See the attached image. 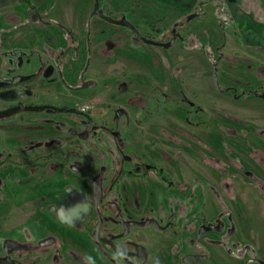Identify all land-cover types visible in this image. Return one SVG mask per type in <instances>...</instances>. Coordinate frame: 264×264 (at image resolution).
Returning <instances> with one entry per match:
<instances>
[{"label": "flooded vegetation", "instance_id": "af4514ba", "mask_svg": "<svg viewBox=\"0 0 264 264\" xmlns=\"http://www.w3.org/2000/svg\"><path fill=\"white\" fill-rule=\"evenodd\" d=\"M93 2L91 18L130 31V41L135 45L170 50L180 42L186 49L178 24L171 30L169 41L158 42L145 35V26L137 19L110 16L101 8V0L99 9L105 18L93 15L96 0ZM11 6L21 10L5 21L7 25L20 23L22 35L0 34L2 46L5 43L6 47L0 53V72L17 67V76L5 79L9 82L0 86V101L6 103L0 112L18 106L23 110L0 122L22 115L25 123L21 126L18 154L11 153L5 139L0 147V232L9 236L2 243L0 259L15 264H264V206L254 205L251 210L247 204L253 197L264 205V177L260 173L264 171L263 159L252 163L249 159L250 163H246L236 152L238 146L225 152V160L221 161L217 150L204 154L198 135V146L187 145L186 128L202 129L201 121L197 119L193 124L187 114L177 115L171 126L155 122L154 114L126 116L118 112L109 118L96 114L92 107H74V97L82 91L89 93L82 101L109 100L111 104L118 95L127 93L128 103L144 100L143 95L139 99V90H132L125 83L116 92L105 86L103 100L84 83L68 88L74 100L54 101L56 94H51L44 84H52L59 77L63 80V69L71 70L75 63L71 57L77 60L80 54L82 58L84 55L82 64L87 66L84 76L92 73L94 55L99 54L95 46L102 41H91L92 32L80 39L65 25L44 17L31 0H15L2 9ZM192 16L195 19L196 15ZM192 16L187 20L192 21ZM123 17L133 29L111 22ZM54 28L63 33L64 41L84 44L79 43L72 55L68 49L59 55V42L53 48L48 44L40 48L30 40L35 41L36 33L43 29ZM147 29L151 30L149 25ZM174 38L169 49L145 43L168 44ZM223 58V54L218 55L212 65L215 77ZM245 70L241 91L228 86L219 92L232 93L236 99L247 95L264 99L258 86L246 83L251 68ZM92 82L88 80L89 84ZM13 93L17 99L10 101ZM179 95L180 102L195 105L183 92ZM49 96H53V101ZM29 108L42 110H25ZM201 113L202 108L196 115ZM29 116L36 118L28 119ZM139 123L143 133L135 129ZM103 135H110L115 146L105 145ZM95 136L97 145H92ZM172 137L178 138L180 145L173 143ZM10 167L28 176L19 200L3 188L1 172ZM60 170L65 177H54ZM250 188L258 191V197L248 192Z\"/></svg>", "mask_w": 264, "mask_h": 264}, {"label": "rangeland", "instance_id": "374dc122", "mask_svg": "<svg viewBox=\"0 0 264 264\" xmlns=\"http://www.w3.org/2000/svg\"><path fill=\"white\" fill-rule=\"evenodd\" d=\"M31 2L44 17L65 25L79 35L80 39L86 38L87 33L92 32L91 41L95 44L102 41L95 46L99 56L94 55L95 63L90 70L92 73L84 76L87 66L82 64L84 55L82 58L80 54L77 60L71 57V61L75 62L72 63L71 70L63 69V80L59 77L52 84L44 82V86L48 87L47 90L51 91V94L55 93L59 100L54 98V101L62 103L76 99L74 107L79 109L92 107L96 114L102 113L109 118L118 112L126 116L154 114L155 122L160 121L158 123L161 125L166 123L171 126L176 122L177 115L187 114L191 123L195 124L197 119L202 123V129L199 130L186 128L187 145L198 146L195 140V136L198 135L203 146L199 147L205 155L217 150L222 161L225 160L223 156L225 152L240 146V151L236 150V152L244 157L246 163H250L249 159L251 163L261 159L264 162L262 138L264 99L248 95L236 99L232 93L219 92L228 86L241 91L244 86L242 83L245 81V69L249 67L251 71L246 75V83H250L251 87L258 86L257 90L264 93V80H260V77L264 76V53L261 52L264 51L261 49L264 48V0H101V8L110 16L120 18L125 15L130 19H137L141 26H145L143 29L145 35L158 42L169 41L171 30L175 24H178L179 33L186 39L184 43L186 49L177 42L170 50L135 45L130 41L132 39L130 31L92 19L93 0H31ZM12 7L0 10V28L7 27V30L12 28L10 25L7 26L5 21L9 16L18 13L15 9L8 10ZM192 15H196L195 19L188 21V17ZM148 25L151 30L147 29ZM46 30L36 33L35 41L34 38H30L33 44L37 43L40 48L43 45L53 48L55 42H59L57 45L59 55L67 49L71 54L79 43L84 44L64 41L63 33L57 28ZM108 38H111V41ZM224 43L225 45L222 46ZM21 46L24 47V44ZM217 50L219 53L216 52ZM253 50L261 51L256 53ZM222 54L224 58L218 66L219 75L215 77L212 65L217 61L218 55ZM12 75V72H0V86L9 82L5 79L11 80L14 77ZM88 78L94 82L89 84ZM13 81L16 82L15 78ZM84 83L94 88L97 97H101L102 100L105 99L106 88L114 89L116 92L122 83L127 84L132 90H139V99L143 95L144 100L128 103L125 99L129 98L130 94L127 93L118 95L111 104L109 100L82 101V98L89 96L87 91L78 92L73 99L68 88L82 86ZM11 88L13 89V86ZM153 88H157L154 93ZM181 92L192 99L195 105L191 107L180 102ZM1 93L4 95L3 92ZM17 96L13 93L9 98L10 101ZM49 98L53 101V96ZM170 98L175 100L171 101ZM5 105L6 103L0 101V109L6 107ZM200 108L202 113L196 115ZM29 117L28 119L36 118V116ZM23 119L24 116L18 115L0 122V147L3 146L2 141L5 139L8 143L5 146L11 148L13 154L19 153L21 126L25 123ZM27 123L31 124L35 121H27ZM141 125L140 123L135 125V129L143 133ZM172 129L175 131V128ZM145 136L148 141L147 133ZM103 137L106 138L105 145L115 146L116 142L110 135ZM97 140L95 136L92 145H97ZM172 142L179 144L178 138L172 137ZM245 151L248 154H245ZM260 173L264 177V171L260 170ZM56 174L54 177L60 179L65 177L62 170ZM1 178L7 194L14 195L19 200L21 186L26 183L28 176L21 170L10 167L5 171L2 170ZM246 183L248 184L249 181L246 180ZM238 184L239 182L236 181L235 185ZM248 192L258 197V191L254 188H250ZM255 200L249 197L248 208L255 209L254 205L258 206V204L264 206ZM6 237H9L8 233L0 232V251Z\"/></svg>", "mask_w": 264, "mask_h": 264}, {"label": "water", "instance_id": "95a60500", "mask_svg": "<svg viewBox=\"0 0 264 264\" xmlns=\"http://www.w3.org/2000/svg\"><path fill=\"white\" fill-rule=\"evenodd\" d=\"M15 0H0V9L2 8H5L7 6H9L10 4L14 3ZM93 15H97L99 17H102V18H105V16L103 15L102 11H100L99 9V2L98 0H96V5H95V11H94V14ZM194 16L190 17L189 20L193 19ZM112 23H116L117 25H120V26H127V27H130L133 29V27L130 25V23L126 20L125 17L122 18L121 21L119 22H115V21H111ZM175 39L174 38L171 42H169L168 44H158V43H155L153 41H145V43L147 45H152V46H161L163 47L164 49H169L173 46L174 42H175ZM262 98H264V96H262ZM22 107L21 106H18L16 108H13V109H10V110H7V111H4V112H0V120L1 119H4V118H7V117H10V116H13V115H16L18 113H20L22 111ZM27 111H41V109H37V108H34V109H25ZM70 112H73V111H70ZM0 264H15L13 262H7L5 259H0Z\"/></svg>", "mask_w": 264, "mask_h": 264}, {"label": "crops", "instance_id": "0c3cea01", "mask_svg": "<svg viewBox=\"0 0 264 264\" xmlns=\"http://www.w3.org/2000/svg\"><path fill=\"white\" fill-rule=\"evenodd\" d=\"M10 9H15V10H17L18 12L21 10V7H18V6H13L12 8H9L8 10H10ZM7 26H9V25H7ZM10 26H12V28L10 29V30H7L5 27L4 28H0V34L4 37V36H6V33H7V35L9 34H16L17 36H20L21 37V35H22V31H21V24L20 23H18V22H12V24L10 25ZM2 32V33H1ZM3 40V38L2 37H0V53H1V51H4V50H6V47H5V43H4V45L2 46V43H1V41ZM5 65V64H4ZM12 65V64H11ZM6 66H9V65H5V67ZM16 68L17 67H14V66H11V71H9V72H12L13 73V75L15 74V71H16ZM11 75V74H10Z\"/></svg>", "mask_w": 264, "mask_h": 264}]
</instances>
